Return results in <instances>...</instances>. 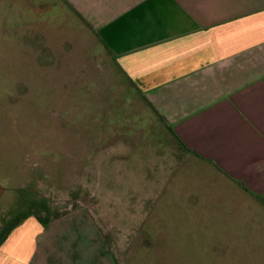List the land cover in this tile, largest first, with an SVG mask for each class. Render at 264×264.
<instances>
[{"label":"rangeland","instance_id":"obj_1","mask_svg":"<svg viewBox=\"0 0 264 264\" xmlns=\"http://www.w3.org/2000/svg\"><path fill=\"white\" fill-rule=\"evenodd\" d=\"M80 17L0 0V172L20 159L32 199L88 211L118 264H264L249 166L181 148Z\"/></svg>","mask_w":264,"mask_h":264},{"label":"crops","instance_id":"obj_2","mask_svg":"<svg viewBox=\"0 0 264 264\" xmlns=\"http://www.w3.org/2000/svg\"><path fill=\"white\" fill-rule=\"evenodd\" d=\"M63 1L86 16L181 145L231 174L249 166L235 181H246L250 204L264 210V0ZM14 165L0 172V264H118L85 209L46 223L27 212L44 200L31 198L23 161Z\"/></svg>","mask_w":264,"mask_h":264},{"label":"trees","instance_id":"obj_3","mask_svg":"<svg viewBox=\"0 0 264 264\" xmlns=\"http://www.w3.org/2000/svg\"><path fill=\"white\" fill-rule=\"evenodd\" d=\"M69 8H71L68 5ZM72 9V8H71ZM72 11L79 17L80 15L78 13H76L73 9ZM147 105H149V103H147ZM160 118V117H159ZM162 119V118H160ZM164 121V119H162ZM171 131V129H169ZM172 132V131H171ZM177 141V140H176ZM179 143V142H178ZM180 144V143H179ZM181 148H183V146L180 144ZM27 212L31 213L32 215H34L39 221H41L42 223H46L48 221H50L51 219H55L58 218L60 216H62L61 213H52L50 211L49 206L47 205L46 202L44 201H39V200H32V202L29 204V206L27 207ZM25 214V212L23 213V215ZM17 220V219H16Z\"/></svg>","mask_w":264,"mask_h":264}]
</instances>
